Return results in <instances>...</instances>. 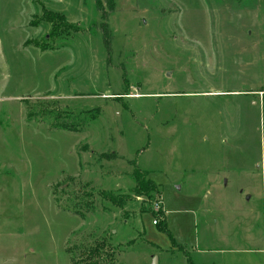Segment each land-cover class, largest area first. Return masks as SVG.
<instances>
[{
  "label": "rangeland",
  "instance_id": "rangeland-1",
  "mask_svg": "<svg viewBox=\"0 0 264 264\" xmlns=\"http://www.w3.org/2000/svg\"><path fill=\"white\" fill-rule=\"evenodd\" d=\"M101 240L113 264H264V0H0V264Z\"/></svg>",
  "mask_w": 264,
  "mask_h": 264
},
{
  "label": "trees",
  "instance_id": "trees-1",
  "mask_svg": "<svg viewBox=\"0 0 264 264\" xmlns=\"http://www.w3.org/2000/svg\"><path fill=\"white\" fill-rule=\"evenodd\" d=\"M44 16L53 23V26H64L65 21L63 17L59 14H56L52 11L43 12ZM50 46H47V41L43 42V46L41 48L43 50L50 49ZM97 115L91 116V119L96 118ZM59 128L65 129V130H76L79 131L81 129V125L79 123H65L62 122L58 124ZM107 158H114L115 154L110 153V155L106 156ZM131 177L134 181L133 186V193L135 196L144 195L146 197L150 196V193L155 194L154 200H157L160 197V191L155 184L154 181L151 179L146 178V174L144 171H141L140 169H133L130 172ZM104 198H107L114 206L122 207L124 204V201L129 199L128 196H123L120 194V196L115 195L114 193H104ZM153 200V201H154ZM84 207H89V209L92 208V204L84 203ZM82 209V208H81ZM75 214H79L80 216L82 213L74 211ZM155 224L158 226V228L162 231L167 232L166 230V220H165V212L163 209H161L159 212L156 211V214H153ZM168 233V232H167ZM171 240L173 242V239L171 237ZM133 241V240H132ZM127 242L125 245H128ZM174 245V244H173ZM114 249L111 248V246L107 243H105V240L97 241L95 244H87L83 248V252H81V256H83L81 260H83L82 263L76 260H72L71 264H113L114 263ZM189 264H192L189 261Z\"/></svg>",
  "mask_w": 264,
  "mask_h": 264
},
{
  "label": "built area",
  "instance_id": "built-area-1",
  "mask_svg": "<svg viewBox=\"0 0 264 264\" xmlns=\"http://www.w3.org/2000/svg\"><path fill=\"white\" fill-rule=\"evenodd\" d=\"M153 206H154L155 209H159V207H160V202H159V200H155ZM153 223H155L154 220H153Z\"/></svg>",
  "mask_w": 264,
  "mask_h": 264
},
{
  "label": "water",
  "instance_id": "water-1",
  "mask_svg": "<svg viewBox=\"0 0 264 264\" xmlns=\"http://www.w3.org/2000/svg\"><path fill=\"white\" fill-rule=\"evenodd\" d=\"M156 262H157L156 257H153V259H152V264H156Z\"/></svg>",
  "mask_w": 264,
  "mask_h": 264
},
{
  "label": "crops",
  "instance_id": "crops-1",
  "mask_svg": "<svg viewBox=\"0 0 264 264\" xmlns=\"http://www.w3.org/2000/svg\"><path fill=\"white\" fill-rule=\"evenodd\" d=\"M162 205V204H161ZM162 207V206H161ZM163 209V208H162Z\"/></svg>",
  "mask_w": 264,
  "mask_h": 264
}]
</instances>
